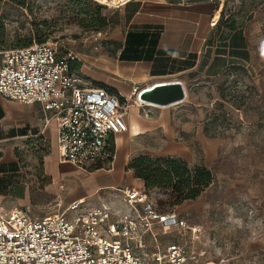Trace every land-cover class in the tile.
Masks as SVG:
<instances>
[{
  "label": "rangeland",
  "instance_id": "rangeland-1",
  "mask_svg": "<svg viewBox=\"0 0 264 264\" xmlns=\"http://www.w3.org/2000/svg\"><path fill=\"white\" fill-rule=\"evenodd\" d=\"M223 1L222 17L234 18L241 27L248 58L236 59V67H224L215 76L205 77L200 72L190 76L181 103L148 111L150 107L137 103L135 95L128 102L124 100L125 106H138L141 115L156 119L166 115L170 125L166 133L156 126L131 137L134 149L128 162L140 154L170 155L183 159L189 167H205L213 175V181L191 203L184 201L172 207L165 203L167 196L162 190L141 187L155 210H174L198 229L199 239L193 244L189 230L155 229L160 249L180 242L189 252L205 250L198 264H264V0ZM94 3L103 6L101 13L107 17L109 7L95 0H0V49L21 47L38 39L55 42L80 60L83 71L88 66L103 73L91 62L115 55L120 39L111 37L107 28L86 27ZM219 15L215 14L214 21ZM219 32L215 27L211 41L218 40ZM207 54L209 57L210 51ZM84 77L88 80L86 74ZM176 146L182 148L179 155L162 153L166 147L168 152ZM49 148L43 141L29 139L1 145V164L10 162L18 170L13 173L11 166H2L3 212L28 209L32 216H42L66 207V199L60 203L65 190L56 193L45 173L43 157L50 153ZM108 163L83 169L105 168ZM111 192L109 198L117 204L115 212L134 216L122 193Z\"/></svg>",
  "mask_w": 264,
  "mask_h": 264
},
{
  "label": "built area",
  "instance_id": "built-area-1",
  "mask_svg": "<svg viewBox=\"0 0 264 264\" xmlns=\"http://www.w3.org/2000/svg\"><path fill=\"white\" fill-rule=\"evenodd\" d=\"M95 1L117 8L132 0ZM73 59L78 58L55 42L0 49V95L38 104L44 125L55 124L58 161L86 168L112 158L110 140L127 123L119 94L89 85L70 69ZM124 201L134 216L119 215L107 204L86 206L84 199L42 216L0 209V264H198L203 249L189 252L180 242L163 251L158 244L149 249L145 238L149 233L157 242L154 227L175 226L189 230L193 244L199 239L196 227L174 210H155L142 191L125 190Z\"/></svg>",
  "mask_w": 264,
  "mask_h": 264
},
{
  "label": "crops",
  "instance_id": "crops-1",
  "mask_svg": "<svg viewBox=\"0 0 264 264\" xmlns=\"http://www.w3.org/2000/svg\"><path fill=\"white\" fill-rule=\"evenodd\" d=\"M215 2V0H132L120 7L108 8L106 28L109 29L111 37L120 39L116 54L103 57L102 60L95 58L91 62L94 67H101L103 73L88 66L83 71L82 64L79 69L84 76L86 74L89 85L94 86L92 82H98L100 85H107L113 93L119 94L125 108L127 130L113 137V156L105 168L87 171L69 163H60L57 159L54 122L44 125L38 104H23L6 99L2 95H0V147L28 139L47 143L50 153L43 157V165L56 193L65 190L60 203L63 199L67 200V205L84 199L86 206L107 204L115 212L117 204L109 198L112 190L119 191L124 196L125 190L136 188L140 191L143 186L140 179L132 176L131 170L125 169L134 149L130 146L131 137H136L156 126L162 127L166 133L170 126L166 115L163 114L160 119L149 117L147 114L141 115L138 106L133 103L125 106L124 100L128 102L135 95L138 103L136 92L156 82L179 80L186 91L187 79L195 73L200 72L205 77L218 74L208 71L216 48L215 42L209 39L218 20L214 21V16L217 12L220 14L222 6L221 4L217 7ZM134 56L138 57L133 59ZM139 103L150 107L148 111L154 109L151 107H159L145 102ZM179 146L168 152L166 147L162 153L179 155L182 149ZM1 159L0 172L2 166L9 165L15 168L10 162L1 164ZM14 170L13 173L18 171ZM95 201L97 202L94 203ZM185 203H191V200ZM161 228L156 226L154 230ZM145 238L149 249L158 244L149 233L145 234Z\"/></svg>",
  "mask_w": 264,
  "mask_h": 264
},
{
  "label": "trees",
  "instance_id": "trees-1",
  "mask_svg": "<svg viewBox=\"0 0 264 264\" xmlns=\"http://www.w3.org/2000/svg\"><path fill=\"white\" fill-rule=\"evenodd\" d=\"M90 2V0H83ZM217 7L224 1L215 0ZM226 1V0H225ZM94 10L86 19V27L95 30H102L107 27V17L101 13L103 6L94 3ZM223 6H221L220 15L216 22L217 29L220 28L218 34V44L214 50V58L209 66V72L217 73L224 67L232 69L236 67V59H247L248 52L246 49L245 38L241 27L236 24L234 18L222 17ZM82 21V20H81ZM211 41V39L209 40ZM212 41H214L212 39ZM214 41V42H215ZM37 42H44L40 39ZM23 45L26 46L30 44ZM120 58L122 55L119 56ZM138 56H134L136 59ZM125 58V56H123ZM227 60V61H226ZM81 63L79 60H70V69L79 71ZM227 69V70H228ZM106 86L107 85H99ZM109 88V87H108ZM111 91V89L109 88ZM115 93V92H114ZM114 142L110 140L109 151L113 154ZM1 157V154H0ZM111 158L105 159L103 164L109 162ZM93 164L90 167L97 165ZM104 165V164H103ZM125 169L132 170L135 177L140 179L146 191L150 189L162 190L167 196L166 202L168 206H176L184 201L194 200L203 189L213 181L211 171L205 167H189L181 158L176 156H160L152 157L147 155H137L133 157L127 164ZM161 204V203H160Z\"/></svg>",
  "mask_w": 264,
  "mask_h": 264
},
{
  "label": "water",
  "instance_id": "water-1",
  "mask_svg": "<svg viewBox=\"0 0 264 264\" xmlns=\"http://www.w3.org/2000/svg\"><path fill=\"white\" fill-rule=\"evenodd\" d=\"M186 97L184 85L179 80L161 81L139 90L137 98L154 106H169L182 102Z\"/></svg>",
  "mask_w": 264,
  "mask_h": 264
},
{
  "label": "bare ground",
  "instance_id": "bare-ground-1",
  "mask_svg": "<svg viewBox=\"0 0 264 264\" xmlns=\"http://www.w3.org/2000/svg\"><path fill=\"white\" fill-rule=\"evenodd\" d=\"M102 1H104V0H102ZM114 2H116V0H113ZM156 83H158V82H156ZM152 85V84H151ZM150 86V85H149ZM139 102H143V101H141V100H139Z\"/></svg>",
  "mask_w": 264,
  "mask_h": 264
}]
</instances>
